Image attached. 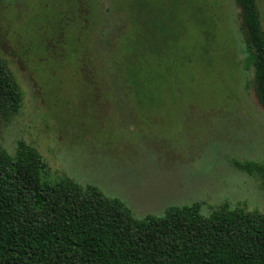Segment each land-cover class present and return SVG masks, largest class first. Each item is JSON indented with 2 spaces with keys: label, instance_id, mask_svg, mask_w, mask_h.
Masks as SVG:
<instances>
[{
  "label": "rangeland",
  "instance_id": "obj_1",
  "mask_svg": "<svg viewBox=\"0 0 264 264\" xmlns=\"http://www.w3.org/2000/svg\"><path fill=\"white\" fill-rule=\"evenodd\" d=\"M67 1L0 0V57L22 92L0 114V144L25 140L52 177L93 184L137 218L194 201L205 215L262 209L264 172L236 165L264 164V108L240 63L235 0H147L168 24L152 40L132 26L136 0H88L85 27L55 15ZM70 1L77 16L89 6Z\"/></svg>",
  "mask_w": 264,
  "mask_h": 264
},
{
  "label": "trees",
  "instance_id": "obj_2",
  "mask_svg": "<svg viewBox=\"0 0 264 264\" xmlns=\"http://www.w3.org/2000/svg\"><path fill=\"white\" fill-rule=\"evenodd\" d=\"M86 2L89 6L78 16L79 6L70 0L55 15L67 20L66 27L71 22L85 27L83 21L94 16ZM235 2L243 43L240 63L253 70L256 97L264 108L259 6L257 0ZM137 4L141 14L130 18L132 26L152 40L149 29L164 30L168 24L147 0ZM21 101V89L0 57V114L19 110ZM236 165L264 172V164L256 161ZM200 207L198 201L169 205L161 215L137 218L124 202L93 184L81 185L64 174L52 177L47 160L25 140H18L13 153L0 144V264H264V207L238 204L207 215Z\"/></svg>",
  "mask_w": 264,
  "mask_h": 264
}]
</instances>
